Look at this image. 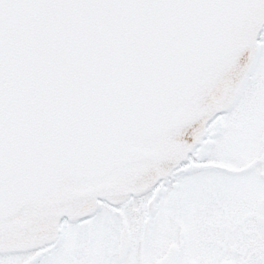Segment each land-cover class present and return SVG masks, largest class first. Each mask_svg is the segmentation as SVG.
Segmentation results:
<instances>
[{
	"label": "snow or ice",
	"instance_id": "6c2138e0",
	"mask_svg": "<svg viewBox=\"0 0 264 264\" xmlns=\"http://www.w3.org/2000/svg\"><path fill=\"white\" fill-rule=\"evenodd\" d=\"M0 264H264V0H0Z\"/></svg>",
	"mask_w": 264,
	"mask_h": 264
}]
</instances>
